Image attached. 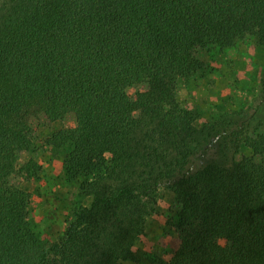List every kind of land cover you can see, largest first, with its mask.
<instances>
[{"label":"trees","instance_id":"trees-1","mask_svg":"<svg viewBox=\"0 0 264 264\" xmlns=\"http://www.w3.org/2000/svg\"><path fill=\"white\" fill-rule=\"evenodd\" d=\"M252 38L264 0H0V264L137 263L161 189L173 236L149 263L264 264V95L201 128L179 100L203 49ZM58 121L46 145L92 201L43 244L21 188L42 168L19 160Z\"/></svg>","mask_w":264,"mask_h":264},{"label":"rangeland","instance_id":"rangeland-1","mask_svg":"<svg viewBox=\"0 0 264 264\" xmlns=\"http://www.w3.org/2000/svg\"><path fill=\"white\" fill-rule=\"evenodd\" d=\"M205 71L189 82L188 88L179 91V100L193 110L195 125L199 128L211 124L220 114L255 109L264 95V45L255 39L238 44L235 48L221 50L208 47L200 53ZM68 127L67 122H43L38 129L34 153H24L19 164L34 157L42 171L37 180L25 182L21 188L32 194L30 221L38 240L52 243L63 234L67 214L76 206L90 205L92 199L81 196L78 185L64 172L65 153L51 150L46 140L58 130ZM250 150L242 151L250 155ZM175 195L165 189L154 195V211L148 220L146 236L138 243L137 263L152 264L156 256L166 258L170 253L172 233L166 232L170 219L169 209Z\"/></svg>","mask_w":264,"mask_h":264}]
</instances>
